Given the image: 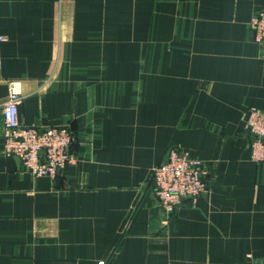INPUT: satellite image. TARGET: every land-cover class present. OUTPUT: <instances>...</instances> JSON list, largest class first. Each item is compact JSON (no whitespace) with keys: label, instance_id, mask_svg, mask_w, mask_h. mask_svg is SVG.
Listing matches in <instances>:
<instances>
[{"label":"crops","instance_id":"0c3cea01","mask_svg":"<svg viewBox=\"0 0 264 264\" xmlns=\"http://www.w3.org/2000/svg\"><path fill=\"white\" fill-rule=\"evenodd\" d=\"M264 0H0L1 109L67 126L75 162L32 177L2 154L0 264H264ZM170 147L208 170L171 213L151 183Z\"/></svg>","mask_w":264,"mask_h":264},{"label":"built area","instance_id":"2783aa9c","mask_svg":"<svg viewBox=\"0 0 264 264\" xmlns=\"http://www.w3.org/2000/svg\"><path fill=\"white\" fill-rule=\"evenodd\" d=\"M249 28L253 32V41L264 44V9L251 18ZM22 98L18 83L10 82L9 93L1 109L2 154L18 159L34 178H55L75 162L71 147L77 137L67 126L22 125L18 120V106ZM244 130L251 138V160L263 162L264 109H249ZM207 175L208 170L203 162L187 152L170 147L165 160L151 174L153 192L160 210L168 216L181 204L182 199L194 200L206 193Z\"/></svg>","mask_w":264,"mask_h":264}]
</instances>
